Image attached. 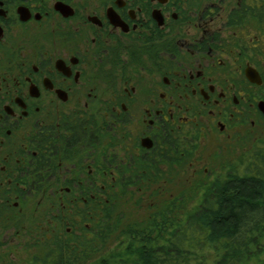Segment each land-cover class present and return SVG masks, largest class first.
Masks as SVG:
<instances>
[{"label": "flooded vegetation", "instance_id": "1", "mask_svg": "<svg viewBox=\"0 0 264 264\" xmlns=\"http://www.w3.org/2000/svg\"><path fill=\"white\" fill-rule=\"evenodd\" d=\"M261 169L264 0H0V258Z\"/></svg>", "mask_w": 264, "mask_h": 264}, {"label": "trees", "instance_id": "2", "mask_svg": "<svg viewBox=\"0 0 264 264\" xmlns=\"http://www.w3.org/2000/svg\"><path fill=\"white\" fill-rule=\"evenodd\" d=\"M258 175L264 179L262 169ZM232 181H222L212 196L205 192V202L184 215L161 210L134 223L110 216L95 243L52 248L34 257V264H244L252 255L247 246L256 235L255 224L264 237V201L255 199L264 188L250 183L246 171Z\"/></svg>", "mask_w": 264, "mask_h": 264}, {"label": "rangeland", "instance_id": "3", "mask_svg": "<svg viewBox=\"0 0 264 264\" xmlns=\"http://www.w3.org/2000/svg\"><path fill=\"white\" fill-rule=\"evenodd\" d=\"M222 160V159H221ZM207 185L205 182H203L200 178L196 180V182L193 183V186L191 189H178L177 192L173 195L174 202L176 203L174 210H179L182 212V215L184 213H190L191 211L195 210L196 204L202 200L205 189ZM169 197L167 196H161L159 201L156 203L157 208H159L156 211L165 210L162 205L168 204ZM171 209V210H173ZM113 213L111 217H115L119 215L122 217L123 222H140V220H145V218L150 214V211L153 212V210L147 211L142 208L141 204L137 200L133 199H118L115 203V207L113 208ZM155 213V212H154ZM183 220V219H182ZM120 237L117 239L119 240ZM116 244V241L114 240L113 245ZM53 246H46V245H39L37 242L32 247H26V248H18V250H14L12 252V257L16 260H13L9 258L8 256L5 258H0V261L6 260L7 264H34L35 260L34 257H40L43 254H46L52 250ZM55 249V248H54ZM250 259L248 262L244 264H263L264 263V252H258L255 251L251 253ZM11 259V260H10ZM14 262H13V261ZM262 262H261V261Z\"/></svg>", "mask_w": 264, "mask_h": 264}]
</instances>
